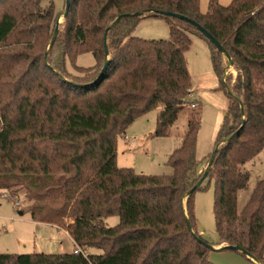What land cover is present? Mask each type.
<instances>
[{
    "label": "trees",
    "instance_id": "trees-1",
    "mask_svg": "<svg viewBox=\"0 0 264 264\" xmlns=\"http://www.w3.org/2000/svg\"><path fill=\"white\" fill-rule=\"evenodd\" d=\"M41 1L0 0V79L5 73L10 89L5 100L0 88V187L21 179L41 201L52 194L61 197L57 209L37 214L39 221L55 226L58 218L69 220L65 230L74 249L3 252L0 264H213L208 258L213 249L207 245H238L264 264V177L237 208V193L248 182L240 166L264 146V0L227 5L209 0L205 13L199 0H70L53 44L60 13L51 2ZM145 9L152 11L124 15ZM157 10L198 22L229 53L235 71L228 72L225 55L209 41L228 106L214 158L187 196L212 153L202 162L196 158V109H191L179 147L168 157L171 174L137 173L116 163L117 138L131 122L157 109L154 135L164 136L191 103L184 52L188 32H200ZM118 15L123 16L111 25ZM145 16L169 18V37L133 35L137 20ZM105 46L109 63L97 79ZM85 52L93 55L92 66L77 64ZM210 181L215 243L197 230L191 200ZM39 207L42 211L44 206ZM111 215L119 219L113 226L105 222Z\"/></svg>",
    "mask_w": 264,
    "mask_h": 264
},
{
    "label": "rangeland",
    "instance_id": "rangeland-1",
    "mask_svg": "<svg viewBox=\"0 0 264 264\" xmlns=\"http://www.w3.org/2000/svg\"><path fill=\"white\" fill-rule=\"evenodd\" d=\"M221 5H227L231 0H217ZM52 3L58 25L62 26L64 0H42L43 5ZM209 0H199L201 13L208 11ZM165 16H145L139 18L134 26L133 35L143 39H167L169 24ZM190 44L184 52L186 67L191 79L190 102L195 107L186 104L171 124L168 134L155 136L157 109L136 118L128 126L126 136H119L116 142V163L120 167H130L137 173L149 175H169L172 172L168 164L171 152L178 148L186 128L191 109H196L200 120L195 148L196 158H202L212 152L217 132L222 124L228 106V98L221 88V82L215 73L210 57L209 41L201 33L188 32ZM37 41V40H36ZM23 47V46H21ZM46 48V47H45ZM44 48V49H45ZM38 49V48H37ZM94 57L90 52L79 55L77 64L92 66ZM233 75L235 71L229 69ZM6 74L4 73L3 80ZM0 79V88L5 100L9 99V88ZM204 167V166H203ZM202 167V168H203ZM241 171L248 174L247 186L237 193L238 211L244 205L252 188L259 178L264 177V146L249 161L240 166ZM203 188L192 194L193 214L197 230L209 242L217 240L215 219L213 214L214 182H205ZM1 188V187H0ZM6 193L7 197L3 196ZM63 199L52 194L41 201L37 191L29 189L21 180L9 181L8 188L0 189V253H65L74 249L73 241L66 232L65 223L69 220L59 219V226H52L39 221V214L51 212L62 204ZM19 202L15 206L14 203ZM39 206H44L42 211ZM21 212V214H19ZM34 212V213H33ZM118 216L111 215L105 222L113 226L118 222ZM208 252V258L213 264H258L239 251L219 249L214 247ZM90 252L99 253L98 249Z\"/></svg>",
    "mask_w": 264,
    "mask_h": 264
},
{
    "label": "water",
    "instance_id": "water-1",
    "mask_svg": "<svg viewBox=\"0 0 264 264\" xmlns=\"http://www.w3.org/2000/svg\"><path fill=\"white\" fill-rule=\"evenodd\" d=\"M69 5H70V0H65V4H64V9L62 11V17H65L68 13V9H69ZM148 11H152L150 9H145V10H141V11H136L134 13H128V14H124L125 16H138V15H141L142 13L144 12H148ZM158 14L160 15H166V16H173V17H176L178 19H182V20H186L187 22H189L190 24H192L194 27H196V29L204 36L208 39V41H210L220 52H222L226 59L228 60V64L226 66V68L230 69V66H231V59H230V55L227 51H225V49L222 47V45L215 39V37H213V35L211 33H209L203 26H201L198 22H196L195 20L191 19V18H188L186 17L185 15L183 14H180V13H176V12H171V11H166V10H157L156 11ZM123 15H118L116 17V19L111 23V25H114ZM58 23L59 21H56V25H55V28H54V31H53V34H52V37H51V40H50V44H53L55 38H56V35H57V32H58ZM105 35H106V31H105ZM105 57L106 59L104 60V63L100 69V71L98 72L97 74V79H99L101 77V75L103 74V72L105 71V69L107 68V65L109 63V60L107 59V56H108V50H107V47L105 46ZM216 149L213 150V152L211 153L210 157H209V160L207 162V165L205 167V171L203 173V177H201L199 179V181L197 182L196 185H194L191 189H189V191L186 193V196L189 195L203 180L204 176L206 175L207 173V169L209 168L213 158H214V152H215ZM19 214H21V212H19ZM186 224L188 226V228L191 230V227H190V224H189V221L186 219ZM208 247L214 249L211 245H207ZM231 249V250H236V251H239L243 254H245L249 259L257 262L258 264H261L259 261H257L251 254H249L244 248H242L241 246H238V245H223L221 247H219V249Z\"/></svg>",
    "mask_w": 264,
    "mask_h": 264
},
{
    "label": "built area",
    "instance_id": "built-area-1",
    "mask_svg": "<svg viewBox=\"0 0 264 264\" xmlns=\"http://www.w3.org/2000/svg\"><path fill=\"white\" fill-rule=\"evenodd\" d=\"M187 97L190 98V97H191V93L187 94ZM190 106H191V107H195V103L191 102V103H190ZM3 196H4V197H7L6 193H3ZM14 205H15V206L19 205V202H15Z\"/></svg>",
    "mask_w": 264,
    "mask_h": 264
},
{
    "label": "crops",
    "instance_id": "crops-1",
    "mask_svg": "<svg viewBox=\"0 0 264 264\" xmlns=\"http://www.w3.org/2000/svg\"><path fill=\"white\" fill-rule=\"evenodd\" d=\"M125 134H126V133H125ZM125 134H124V136H126ZM44 223H45V222H44ZM46 224H49V225L55 226V225L50 224V223H46ZM66 232H67V231H66ZM67 234H68V233H67ZM68 235H69V234H68ZM70 238H71V237H70ZM71 240H72V239H71Z\"/></svg>",
    "mask_w": 264,
    "mask_h": 264
}]
</instances>
